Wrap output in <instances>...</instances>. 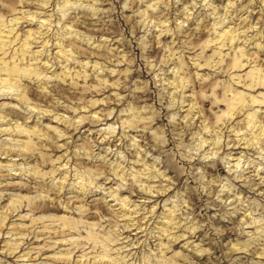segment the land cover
<instances>
[{"label": "rangeland", "instance_id": "rangeland-1", "mask_svg": "<svg viewBox=\"0 0 264 264\" xmlns=\"http://www.w3.org/2000/svg\"><path fill=\"white\" fill-rule=\"evenodd\" d=\"M89 3L0 0V264H106L97 247L104 233L96 228L108 217L105 194L85 195L71 184L77 170L82 175L105 170L89 157L116 147L123 129L110 144L102 142L101 124L77 121L87 109L105 124L132 123L139 117L134 112L123 115L129 105L145 110L140 117H154L139 135L129 132L141 149L171 115L187 127L189 113L195 122L184 144H192V137L205 129L204 145L217 132L237 145L224 147L219 159L207 165L189 164L177 155L161 166L152 148L150 158L126 153L123 167L158 173L157 187L167 183L170 188L151 200L139 188L117 193L156 209L147 220L137 217L136 223L168 232L171 205L166 209L165 204L182 198L189 214L204 225L187 240L169 244L165 235L162 241L150 240L148 247H170L168 255L180 252L177 264H264L258 260L259 249L233 251L242 239L236 229L243 213L229 224L213 219L219 205L201 196L195 179L181 175L193 166L203 167L206 181L217 185L231 179L236 163L256 155L255 149L239 146L236 132L247 127L251 115L243 98L264 93V87L248 90L249 84L264 81V0H102L105 14L99 21L88 11ZM117 94L125 97L122 103ZM169 104L175 107L169 110ZM256 119L264 124V107ZM222 121H231L229 129L217 128ZM167 135L175 141L167 149L172 153L180 141L170 125ZM106 187L111 191L116 184ZM238 187L249 195L248 188ZM252 198L260 199L254 193ZM178 234H185L184 229Z\"/></svg>", "mask_w": 264, "mask_h": 264}, {"label": "clouds", "instance_id": "clouds-1", "mask_svg": "<svg viewBox=\"0 0 264 264\" xmlns=\"http://www.w3.org/2000/svg\"><path fill=\"white\" fill-rule=\"evenodd\" d=\"M162 2V0H158ZM102 0H91V3L86 7L91 13L94 20L99 21L105 14V10L101 7ZM128 5L126 4L125 7ZM150 7H155L150 5ZM257 87H264V81L259 85L252 83L248 85L249 92L256 91ZM101 89H91V91H100ZM205 99H208L206 96ZM125 100L124 96L117 94V102L122 103ZM93 104L91 107H95ZM243 106L246 110L251 112L248 117L247 127L242 131L236 132V136L240 141L239 146L247 147L256 150V155H247L243 164L236 163L234 167L230 168L231 179L217 185L210 184L204 178V168H197L193 166L190 169H185L182 176L187 174L190 179H195L197 183V191L201 196L207 195L214 204L219 205L215 208L216 215L213 219H218L224 224L231 223L240 213H243L244 219L240 222V226L236 229L238 239L233 245V251L241 253H249L254 249H259L258 260L264 262V191H261V186L264 185V124H261L256 119L261 108L264 107V93H261L258 98H243ZM169 110L175 107L174 104H169ZM114 114V110H111ZM144 109H133L129 105L123 115H128L132 112L139 117L134 122L130 123L124 121L121 124L109 125L105 124L99 116L93 118L87 109L84 110L85 114L77 121L82 124L85 120L93 123L101 124L99 131L102 136V142L115 143V137L118 130L123 129L120 136L119 143L116 147H108L103 155L90 156L94 163L104 168V171H95L91 174L83 173L82 170L76 171V180L71 184L73 189L85 195H95L98 192L105 194L103 206L108 210V217L98 222L96 228L104 233L102 239L103 243L98 244V249L104 251V259L106 264H177V258L181 256L180 252H175L172 255L167 253L171 252V248L158 246L155 250L148 247L150 240L158 238L163 240L166 235L169 237V244L179 243L181 240H187L188 235H195L204 225L199 224L189 214L187 206L184 204L183 199H174L167 201L165 204L166 209L171 205V209L167 211L169 226L168 232L161 234L160 230L149 227L147 223L142 226L136 223L137 217L144 216L145 220L154 215L156 209L151 210L144 208L141 204L135 202L131 197L121 198L117 195L120 191H132L139 188L140 191L151 200L155 196L166 195L170 188L165 183L163 187H157L160 176L156 174H147L143 171H137L134 168L123 167L124 163L128 162L127 152L140 153L141 157H152V148L159 153L154 160L156 164L162 166L163 161L167 158L174 162L177 155H180L183 160L188 161L189 164L201 165L210 164L212 161L219 159L222 155V149L227 147L232 149L236 147L231 139L225 138L222 133L217 132L216 138L209 141L204 145L201 137L205 129H202L200 136L192 137V144L186 145L183 143V137L191 130V124L195 122L193 113H189L184 118L183 127L178 122L176 115H171L168 119L167 125L152 132V141L144 148H140L138 138L129 134L130 130L135 131L138 135L144 131V126L153 124L154 117L143 116L140 113ZM161 115H163L161 113ZM106 118H111L108 116ZM243 123V122H242ZM231 121H222L217 124V128L229 129ZM171 126V130L176 134L177 140L180 141V148L176 151L169 153L168 146L175 143L169 139L167 135V127ZM235 131V129H231ZM127 139L128 143L125 144L124 140ZM199 140V143L197 141ZM77 155H80L78 152ZM115 157V159H112ZM227 159V157H226ZM111 171V175L107 173ZM155 172V169L150 170ZM103 180L104 183H99ZM258 180L259 183H254ZM115 183L116 187L111 191L108 190L106 185ZM242 186L249 189V195L245 196L240 192ZM218 189V191H217ZM227 193L230 199L222 198ZM255 194L260 199H253L252 194ZM135 193L133 192V195ZM148 201H144L147 203ZM213 204H209L211 209ZM184 229L185 234H178L179 229ZM135 229V232H133ZM217 235H222V231L216 229ZM125 233H132L126 235ZM139 233L133 239V236ZM143 237L142 239L140 237ZM187 246V245H185ZM97 249H93L96 251ZM202 255V253H201ZM256 264V261H253Z\"/></svg>", "mask_w": 264, "mask_h": 264}]
</instances>
